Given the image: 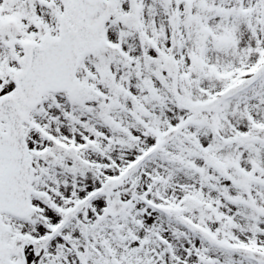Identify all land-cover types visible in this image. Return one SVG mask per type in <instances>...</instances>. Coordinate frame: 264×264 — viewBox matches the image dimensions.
<instances>
[{
  "label": "snow or ice",
  "instance_id": "snow-or-ice-1",
  "mask_svg": "<svg viewBox=\"0 0 264 264\" xmlns=\"http://www.w3.org/2000/svg\"><path fill=\"white\" fill-rule=\"evenodd\" d=\"M0 264H264V0H0Z\"/></svg>",
  "mask_w": 264,
  "mask_h": 264
}]
</instances>
